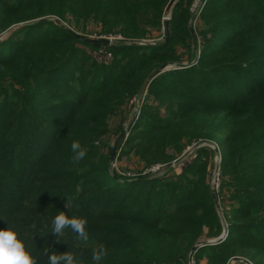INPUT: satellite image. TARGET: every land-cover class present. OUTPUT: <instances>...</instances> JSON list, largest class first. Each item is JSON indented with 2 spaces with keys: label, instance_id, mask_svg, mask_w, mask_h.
Wrapping results in <instances>:
<instances>
[{
  "label": "trees",
  "instance_id": "1",
  "mask_svg": "<svg viewBox=\"0 0 264 264\" xmlns=\"http://www.w3.org/2000/svg\"><path fill=\"white\" fill-rule=\"evenodd\" d=\"M169 1L0 0V18L6 28L72 14L101 23L103 33L143 37L160 28ZM191 2H175L166 42L114 44L118 58L107 65L80 48L95 49L108 43L104 39L68 29L40 34L44 20L0 40V229L16 225L37 264H48L44 248L94 264L92 249L100 243L108 251L100 264H185L204 225L220 231L206 181L209 152L200 150L177 179L120 180L108 171L113 147L102 152L96 144L126 98L155 68L177 58L176 43L193 38ZM203 16L209 25L198 64L151 81L150 95L167 114L146 103L126 153L135 151L151 165L170 161L193 137L216 139L229 176L222 192L233 200V212L226 213V239L202 246L198 257L206 255L209 264H226L232 256L264 264V0H209ZM73 140L88 150L79 164L71 161ZM60 211L87 218L86 244L70 228L53 234Z\"/></svg>",
  "mask_w": 264,
  "mask_h": 264
},
{
  "label": "rangeland",
  "instance_id": "2",
  "mask_svg": "<svg viewBox=\"0 0 264 264\" xmlns=\"http://www.w3.org/2000/svg\"><path fill=\"white\" fill-rule=\"evenodd\" d=\"M208 1L209 0L204 3L202 0H192L191 4L188 5V10L191 15L188 23V28L193 38L186 40L184 44L176 43L174 49L177 58L162 63L146 77L140 91L138 93L129 95L126 98V101L121 109L117 110L115 115L110 116V118L108 119L109 131H107V133L103 135L101 139L96 141V144L99 143L102 152H109V147H113V150L110 153L108 171L110 175L116 176L120 180H135L142 176L155 179H177V176L183 174V172L194 163L195 159L200 153V150L203 149L210 153L208 155L209 163L206 169V181L209 183L210 191L214 196L213 198L216 203L215 208L220 220L221 229L219 232L217 231L216 234H213L209 226L204 225L202 228V234L198 237V239H196V242L188 251L185 264H209L208 257L206 255L202 258L198 257V249L205 245L218 244L209 243L208 241L217 239L223 233L226 223L228 224L226 213L228 215H231L233 212V200L231 201L229 199L227 190H224L222 192L223 182L229 181V176L224 175L222 170L224 149L220 146L216 139L209 138L206 136V133H203L202 136L193 137L190 141L186 140L182 151L174 156V158L170 161L156 162L149 165L144 160H142L141 156L138 155L135 151L127 154L126 152L128 146L125 143L134 124L139 118L138 117L136 119V113L138 109L140 108L141 114L142 109L146 103L162 107L161 114L163 116L167 114V112L165 111V107H163L164 104L162 106L159 99H156L153 95H150L149 86L151 81L160 74L170 73L172 71L180 70L198 64L199 58L201 56L202 45L205 39L203 32L209 25V19L203 16ZM167 5L162 12L160 28L153 30L149 29L148 33L143 37L126 36L121 33H103V26L101 23H97L93 20L87 23H85L84 21H78L72 14H67L66 17H60L55 14H47L40 18L14 23L7 26L6 28L5 26L7 24V19L0 18V40L12 36L13 34H15L17 29L19 30L20 27L28 23L44 20L46 23L42 26L40 34L53 31L58 32L57 29H68L82 38L104 40L109 39L111 42L107 44L104 43L95 49L87 47L83 44L80 45V48L83 49V51L88 52L92 55L93 62L107 65L114 61L115 58H118V55L115 56L114 52L111 51L112 45L114 44L120 46L124 45L128 47H138L154 46L166 42L170 37V30L169 26L166 25L165 18L168 15L172 17V10L174 6L173 5L170 10H168ZM6 32L10 33L7 36H4ZM260 52L264 55V49ZM161 66L164 67L159 69V67ZM258 70H260V68H258ZM139 96H141L142 99L141 106H139L135 101V98L138 99ZM121 141L122 145L117 150L115 158L112 159L111 155L115 149V146ZM102 143L107 145L104 146V144ZM169 151L172 153L171 150ZM218 160H221V163H218ZM155 167L157 168L153 170V168ZM216 167H219L220 169L219 176L216 174ZM217 181L219 182L218 187L214 186ZM246 261L249 260L240 256H232L226 261V264H248ZM251 264L253 263L251 262Z\"/></svg>",
  "mask_w": 264,
  "mask_h": 264
},
{
  "label": "clouds",
  "instance_id": "3",
  "mask_svg": "<svg viewBox=\"0 0 264 264\" xmlns=\"http://www.w3.org/2000/svg\"><path fill=\"white\" fill-rule=\"evenodd\" d=\"M71 151L73 164H79L83 161L88 152L79 140L72 141ZM87 224L86 217H69L65 212L60 211L51 222V231L59 237L65 229L70 228L86 244L89 239L86 230ZM19 235V230L14 224H9L7 228L0 229V264H37V257H34L26 247L25 242L19 238ZM43 255L47 256L48 264H83V261L70 251L56 252L44 248ZM107 255L106 246L100 243L92 249L91 259L94 264H100Z\"/></svg>",
  "mask_w": 264,
  "mask_h": 264
},
{
  "label": "built area",
  "instance_id": "4",
  "mask_svg": "<svg viewBox=\"0 0 264 264\" xmlns=\"http://www.w3.org/2000/svg\"><path fill=\"white\" fill-rule=\"evenodd\" d=\"M204 3L207 1V0H202ZM170 15H168L166 18H165V20L166 21H169L170 20ZM107 40H109V39H107ZM109 42H111L110 40H109ZM108 42V43H109ZM142 99H141V96H139V98L137 99V98H135V101L138 103V105L139 106H141V103H142V101H141ZM139 115H140V108L138 109V111H137V113H136V119L139 117ZM190 159H191V157H190ZM191 161V160H190ZM218 163H221V160H218ZM158 167V166H157ZM157 167H155V168H153V170H155ZM216 174L219 176L220 175V169H219V167H216ZM218 185H219V182L217 181L216 183H215V185L214 186H216V187H218ZM228 234H229V227H228V224L226 223V225H225V227H224V231H223V233L217 238V239H214V240H211V241H208L209 243H220V242H222V241H224L225 239H226V237L228 236Z\"/></svg>",
  "mask_w": 264,
  "mask_h": 264
},
{
  "label": "water",
  "instance_id": "5",
  "mask_svg": "<svg viewBox=\"0 0 264 264\" xmlns=\"http://www.w3.org/2000/svg\"><path fill=\"white\" fill-rule=\"evenodd\" d=\"M175 2H176V0H170L169 3H168V5H167V9L170 10V8L174 5ZM166 25L169 26V21H166ZM10 32H11V31H10ZM10 32H6V33L4 34V36H7ZM104 41H105V42H109V40H107V39H105ZM164 66H165V65H164ZM164 66L159 67V69H161V68L164 67ZM130 129H131V127H130ZM121 145H122V141L119 142V143L115 146V149H114V151H113V153H112V155H111V158H112V159L115 158L116 153H117V150L121 147ZM246 262H247L248 264H251V262H249V261H246Z\"/></svg>",
  "mask_w": 264,
  "mask_h": 264
}]
</instances>
